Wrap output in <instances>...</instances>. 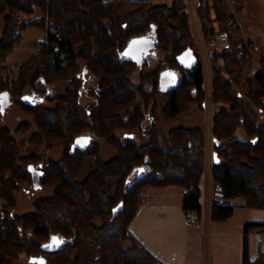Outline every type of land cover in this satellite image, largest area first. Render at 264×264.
Returning <instances> with one entry per match:
<instances>
[{"label":"trees","instance_id":"16d2710c","mask_svg":"<svg viewBox=\"0 0 264 264\" xmlns=\"http://www.w3.org/2000/svg\"><path fill=\"white\" fill-rule=\"evenodd\" d=\"M120 1L0 0L4 19L0 94H7L9 101L13 99L31 117L32 122L17 128L30 133L36 126L31 143L65 145L60 160L44 161L38 155L24 156L11 130L0 129V197L4 200L0 264H17L23 254L43 259L45 264H167L130 229L150 189L180 186L185 190V213L189 217L197 214L200 220L204 216L203 128L178 126L166 132L154 121L159 94L167 95L163 112L168 119L196 103L205 107L204 67L187 0L158 4L130 0L136 7L125 16L119 14ZM197 9L205 41L214 43L218 31L227 30L233 46L217 50L212 62L218 161L212 167L217 199L211 205V219L223 221L234 213L236 205L231 200L235 198L244 199L247 207L264 209V59L260 72L247 79L243 91L239 88L242 68L253 56L245 46H236L243 38L229 24L233 14L226 0H197ZM38 10V17L22 21V15L33 17ZM47 23L57 31L49 32L48 41L18 65L16 77L2 75L9 53L22 42L23 30L30 25L45 29ZM142 35L153 37L157 49L165 52L168 68L180 73L175 86L163 82L166 70L161 66L142 72L141 83L134 82L132 75L148 59L142 63L127 59L124 50L131 38ZM190 50L197 61L188 68L179 56ZM225 72L237 75L226 78ZM89 77L98 79L96 88L86 85ZM57 81L68 83L65 94L48 87ZM27 88L33 90L32 95L42 94L39 102L32 100ZM85 93L94 98L87 107L82 104ZM139 97L145 100L144 107L137 102ZM42 98L54 105L46 106ZM147 121L150 124L145 129ZM240 127L246 138L237 135ZM136 129L146 130L147 142L138 143L126 135H136ZM119 130L127 131L121 135ZM85 134L106 140L117 156L103 160L99 143L72 151L76 137ZM88 156L94 159L93 170L80 179ZM31 164L41 169L40 185L54 188V195L38 199L35 213L16 215L20 186L34 183ZM141 167L144 173L138 171ZM245 230L243 264H264V249L251 258L248 241L250 232L264 234V221H249ZM56 235L65 241L56 250H46L43 244Z\"/></svg>","mask_w":264,"mask_h":264},{"label":"rangeland","instance_id":"374dc122","mask_svg":"<svg viewBox=\"0 0 264 264\" xmlns=\"http://www.w3.org/2000/svg\"><path fill=\"white\" fill-rule=\"evenodd\" d=\"M154 2V4L158 3H166L171 2L172 0H151ZM234 1V7L236 9V12H238L239 17L243 21V23L246 25L247 29L250 32L257 33L264 27V0H240L238 1L241 5H238L235 0ZM227 8L231 14H233V17L235 15L233 10V6L230 0H226ZM188 5V0H187ZM241 6V7H239ZM136 6L132 5L130 3V0H122L118 3V11L120 16H125L127 13L135 9ZM189 14H190V21L192 24V29L194 32V36L196 38L197 48L199 55L202 54L201 49L197 42V33H196V26L194 23V19L191 15L190 8L188 6ZM41 11L38 10L37 13L33 17L29 16H21L22 21H28L33 18L38 17L41 13ZM199 15V14H198ZM196 21L197 18L195 19ZM200 20V19H199ZM47 22V20H46ZM47 27V26H46ZM4 29V19L2 16H0V38L2 37ZM240 35L242 36L244 40L243 31H240ZM46 35V28L43 29L41 27L30 25L25 30H23V39L22 42L19 45H16L15 48L9 53L6 61V69L2 71V75L8 76V77H16L19 71L18 65L28 57H30L33 53L38 51L40 49V45L37 44V42H40L39 40ZM243 42V41H242ZM239 43V42H238ZM210 44V43H208ZM241 44V43H239ZM237 46V45H236ZM235 46V47H236ZM253 48L251 51L253 59L248 64H246L242 68V74H241V85L239 88H241L243 91L247 89V79L249 77L255 76L258 72L261 70V59H264V55L261 53L260 50L257 49L254 45H251ZM233 48V46L231 47ZM246 48V47H245ZM247 49V48H246ZM191 51V50H190ZM192 52V51H191ZM216 52V51H215ZM221 53V52H219ZM201 56V61L202 55ZM215 56V54H214ZM165 52L161 49H157L155 54H150L148 56V63L145 65H139L135 73L132 75L133 80L136 84L141 83L140 75L142 72H148L150 70H154L158 67H163L165 70H170L168 67V63L164 60ZM214 58V57H213ZM213 58L211 59V70L208 71V74L204 71V77H205V107L204 109L201 108V106L196 103L191 105L186 111L182 112L181 115H179L175 119H168L163 110L164 107L168 101L166 94H159L156 96V101L154 102L156 105L155 110L153 109L154 105L151 104L150 108L151 110H154V121L158 124V127L161 128L164 131H169L170 129L178 126H186V127H192V128H198L201 127L204 130L205 133V173H204V181L203 184L206 183L207 186V193L210 191V184L213 180L212 177V167L215 162L214 159V144H215V138L213 135L214 131V114L218 110V106L214 103V90H213V82L215 78V73L213 71L212 62ZM164 60V61H163ZM162 63V65L160 64ZM204 63V62H203ZM237 72L234 73V75H229L227 72H225L226 78H233V76H236ZM167 82L169 85L175 86L178 83V80L180 79V73H176L173 77H166ZM97 78L96 77H89V80L87 81L88 88H96L97 87ZM209 80V86L208 82ZM52 91H55L57 94H65L68 89V83L66 81H57L54 83H51V85L48 86ZM211 89L212 91L208 92V89ZM26 92L30 95H32L33 90L31 88H27ZM38 96H42V94L32 95V100L35 102H39L37 100ZM8 101V99H7ZM42 103H44L46 106H53L54 102L47 101L46 99L42 98ZM94 102V98L89 96L87 93H85L82 97V104L86 107ZM137 102L141 103L142 106H145V100L141 97L138 98ZM153 118V117H152ZM264 122V117L261 119ZM32 122L31 117L24 112L21 107L15 103L12 99V101H9L7 105H5V108L3 109L0 107V129L2 128H9L12 132V135L14 136L15 140L19 144V146L22 149V153L24 156H31V155H38L40 159L44 161L48 160H60L65 151V145L64 144H57L53 147H48L45 144L42 145H36L29 141V138L31 136L32 132H36L37 128L34 126L30 133H24L17 131V128L25 123V122ZM150 122L147 121L145 124V129L148 128ZM127 130H119L118 133L123 135L126 133ZM146 130H139L136 129V135H134V140L138 143H145L148 141L149 136L145 132ZM237 135L242 138H246V133L243 127H240ZM92 142L91 143H99L101 147V157L105 161H109L114 159L117 156V151L103 138H100L98 136L92 135ZM94 167V159L90 156H88L85 160V164L83 167V170L79 176L80 179H85L93 170ZM1 189V188H0ZM54 195V188L49 186H38L34 183L27 184V185H21L19 191L16 194L17 198V206L14 209V213L16 215H24V214H32L36 212L35 208V202L40 198H46L51 197ZM205 198V197H204ZM210 200V195L207 194V197L204 199V203L206 201V209L208 208V215L210 211V204L208 202ZM4 205V200L0 197V207ZM211 213V211H210ZM191 219H194V217H191ZM263 234V233H262ZM264 239V234H263ZM264 249V246L260 249V251ZM17 264H44V260L40 258H30L28 254H23L21 258L17 261Z\"/></svg>","mask_w":264,"mask_h":264},{"label":"crops","instance_id":"0c3cea01","mask_svg":"<svg viewBox=\"0 0 264 264\" xmlns=\"http://www.w3.org/2000/svg\"><path fill=\"white\" fill-rule=\"evenodd\" d=\"M203 181V203L207 194L215 202V182L207 193ZM184 193L180 186L148 190L131 222V231L167 264H243L245 225L264 221V209L247 207L244 199L235 198L231 200L236 205L234 213L223 221L212 220L210 213L205 228L188 223L196 216L185 213ZM248 241L250 257L255 258L264 246L263 234L250 232Z\"/></svg>","mask_w":264,"mask_h":264},{"label":"built area","instance_id":"2783aa9c","mask_svg":"<svg viewBox=\"0 0 264 264\" xmlns=\"http://www.w3.org/2000/svg\"><path fill=\"white\" fill-rule=\"evenodd\" d=\"M233 6V10L235 9L234 7V1L230 0ZM188 6L190 8L191 11V15L194 19V23L196 26V33H197V42L198 45L201 49L202 54V63H203V67H204V71L208 74V71L211 70V59L214 57L215 51H224L227 49H230L232 47L231 45V40H230V35L228 33L227 30H220L217 33L216 36V41L214 43H210L208 44L203 36V32H202V27H201V23L199 20V15H198V9H197V0H188ZM235 15L234 17H232L229 20V24L234 26L237 30L243 31V35H244V40L243 42H240L241 44H238L237 46H245L248 50H252L253 48L251 47V45H254L255 47H257L258 50L261 51V53L264 55V27L258 31L257 33H253L250 32L246 25L243 23V21L241 20V18L239 17L238 12H236V9L234 11ZM197 18L198 21H196L195 19ZM57 31V27L53 24L47 23V28H46V35L45 37L41 38L39 41L37 42V44L41 45L42 43H45L48 41V34L49 32H56ZM201 58V56H200ZM208 82V86H209V80H207ZM212 91L210 88L208 89V92ZM210 207L212 205V201L211 199L208 200ZM206 201L204 203V216L203 218L200 220L197 218V214H195V218L191 219L189 218L188 223L189 224H196L197 226H202L206 228V219L208 216V208L206 209ZM211 211V208H210ZM209 211V214H210Z\"/></svg>","mask_w":264,"mask_h":264},{"label":"water","instance_id":"95a60500","mask_svg":"<svg viewBox=\"0 0 264 264\" xmlns=\"http://www.w3.org/2000/svg\"><path fill=\"white\" fill-rule=\"evenodd\" d=\"M133 41H139V43L133 44L132 43ZM156 51H157L156 40L153 37L149 36V35H142V36H136V37H133V38L130 39L128 45L126 46V48L124 50V55H125V57L127 59H133V60H136V61H139V62L142 63V62H144V61H146L148 59V56L150 54H153ZM179 61L181 62V64H183L184 66L189 68V67H192L193 65L196 64L197 57H196V55L193 52L185 51L179 56ZM165 73H173L174 76L176 75V73L174 71H169V70L163 72V74H162L163 82L167 83L166 85L168 86L169 83L167 82V78L166 77H173V76L172 75L165 76L164 75ZM169 86H173V85H169ZM8 102H9V99H8V101L6 100V103H4L3 105H0V107H2L4 109L5 105H7ZM126 135L129 136V137H133L134 133H126ZM81 138H87V139L83 140ZM78 140H80V143H77ZM91 140H92V136L91 135L85 134V135L78 136V137H76L75 141L73 142L71 150L75 151L77 148L86 149V148H88L90 146V144L92 142ZM215 141H216V139H215ZM214 159H215V161H218L216 152L214 153ZM30 168L33 171L34 184L36 185V187H38V186H40L39 177H40V170L41 169L35 167L33 164L30 165ZM141 169L144 170V167H141ZM141 173H144V171L141 172ZM52 237H59V238H61L63 240V242L65 241L64 237H62V236L56 235V236H52ZM51 238L47 242H45L43 244V247L46 250H56V249H58L59 246L62 243L59 244L58 247H56V246L45 247V245H49V244L53 243ZM44 264H45V261H44Z\"/></svg>","mask_w":264,"mask_h":264},{"label":"snow or ice","instance_id":"6c2138e0","mask_svg":"<svg viewBox=\"0 0 264 264\" xmlns=\"http://www.w3.org/2000/svg\"><path fill=\"white\" fill-rule=\"evenodd\" d=\"M132 43L133 44L139 43V41H133ZM164 75L165 76H169V75L174 76L173 73H165ZM25 99H27V98H25ZM6 100H7V94H0V105H3L4 103H6ZM81 139L86 140L87 138H81ZM77 143H80V140H78ZM138 171L143 172L144 170L139 169ZM51 239H52L53 243L49 244V245H45V247H53V246L58 247L59 244L63 243V240L59 237H52Z\"/></svg>","mask_w":264,"mask_h":264},{"label":"flooded vegetation","instance_id":"af4514ba","mask_svg":"<svg viewBox=\"0 0 264 264\" xmlns=\"http://www.w3.org/2000/svg\"><path fill=\"white\" fill-rule=\"evenodd\" d=\"M155 54V53H154Z\"/></svg>","mask_w":264,"mask_h":264}]
</instances>
